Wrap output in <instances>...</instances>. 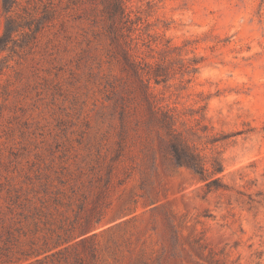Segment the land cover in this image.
Segmentation results:
<instances>
[{
	"label": "rangeland",
	"instance_id": "374dc122",
	"mask_svg": "<svg viewBox=\"0 0 264 264\" xmlns=\"http://www.w3.org/2000/svg\"><path fill=\"white\" fill-rule=\"evenodd\" d=\"M108 2L14 8L27 27L0 52V264H264V0H125L133 43L173 70L156 98L222 161L208 194L112 57Z\"/></svg>",
	"mask_w": 264,
	"mask_h": 264
},
{
	"label": "trees",
	"instance_id": "16d2710c",
	"mask_svg": "<svg viewBox=\"0 0 264 264\" xmlns=\"http://www.w3.org/2000/svg\"><path fill=\"white\" fill-rule=\"evenodd\" d=\"M18 2L19 0H1L4 24L0 35V52L10 48V43H15L17 33L25 34L23 31L27 26L13 17L14 8ZM126 9L125 0H110L105 6L106 18L109 20L106 31L112 46V57L118 60L124 73L138 79L140 88L144 90V98L149 110L148 123H154L164 133L166 150L172 162L176 166L190 169L199 177L205 183L207 194L224 190L225 186L221 177L218 176L224 171L222 161L214 157L207 162L200 151L189 145L178 126L179 117L176 108L162 104L163 102L156 98L153 87L166 83L173 74V70L166 58L161 56L151 43L142 44L148 49L146 55L139 51L138 44L133 43L132 37L135 30L133 25L137 22L129 20ZM156 54L158 57L154 56ZM197 64L198 60L193 59L185 68L189 70V73H196ZM120 99L118 112L120 119L123 120L126 114L125 97L121 96Z\"/></svg>",
	"mask_w": 264,
	"mask_h": 264
}]
</instances>
